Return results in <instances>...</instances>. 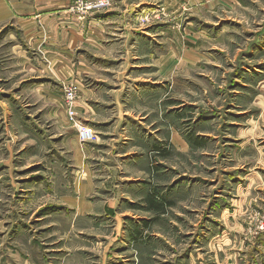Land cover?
<instances>
[{"label": "rangeland", "instance_id": "1", "mask_svg": "<svg viewBox=\"0 0 264 264\" xmlns=\"http://www.w3.org/2000/svg\"><path fill=\"white\" fill-rule=\"evenodd\" d=\"M74 1H70L67 11L84 23L113 2L110 0L106 7L80 15L70 11ZM136 1L142 3L130 11L128 22L131 26L141 27L139 31L143 36L135 44L134 37L128 40L130 58L137 49L141 53L154 50L155 55L159 53L162 57L170 52L177 56L176 63L168 59L162 61V72L163 68L166 71L159 78L161 89L155 92L146 89L142 106L129 109L135 110L133 115L146 114V123L154 120L155 124L135 126L138 133H130L132 136L128 140L116 141L107 135H99L82 118L84 110L77 105L80 87L82 83L95 87L100 97L98 109L102 114L104 108L107 109L105 115H108V107L112 106L108 102L109 96L120 101L119 92L108 91L109 86L115 87L121 80L118 72L114 76L104 72L100 81L87 77H81L80 83L72 77L60 81V136L63 131L73 129L72 133L76 132L64 99V87L73 84L77 90L76 101L72 105L75 121H80L94 133L87 142H80L76 133L75 137L81 146L89 145L98 151L90 161L100 188L90 195L92 211L77 216L74 206L67 202L86 189L74 186L76 171L71 165L70 153L63 152L62 137L60 173L41 170L24 174L9 168L11 158L4 155V145L8 141L1 134L0 264H178L185 249L197 248L191 245L206 224L205 214L210 212H205L203 205H196L190 198L187 201L183 196H179L177 204L170 208L166 200L165 204L160 203L159 211L156 208L152 210L147 196L155 190L160 191L162 197L168 195L170 166L179 171L193 170V173H199L201 166L204 169L209 167V176L198 175L207 179L206 187L208 181L214 179L215 173H211V168L218 159L214 155H201L196 148L181 152L169 143L170 132L177 131L183 140L198 130L211 127L220 134L221 131L228 134L230 129L225 128L230 127L227 122L232 121L233 113L245 118L250 114L254 118L259 117L260 109L254 112L252 103L264 101V0ZM150 25L156 26L154 37L145 30ZM90 62L105 71L129 68L134 63L131 59L123 61V64L120 60L99 63L87 60ZM145 72L144 79H148V69ZM125 80L132 83L131 77ZM117 114L119 110L113 109L110 117ZM200 115L216 116L213 126L194 124L192 120ZM100 127L106 131L113 126L108 122ZM0 130H3V125ZM48 147L49 157L46 159L53 164L52 161L59 158L57 144L49 140ZM126 148L139 152L140 161L145 160L142 178L148 182L138 185L130 180L128 183L120 173L110 174L112 169L103 166L111 164L115 151ZM35 159L39 160L40 154L35 155ZM44 160L43 157L42 164ZM200 163L203 164L200 166ZM128 166L124 164L121 172L134 171L135 168L128 169ZM154 169L157 171L152 172ZM28 176L36 178L25 184ZM210 190L204 188L203 192L209 194ZM113 196L116 206L110 214L104 201ZM187 202L196 206H188ZM228 202L230 199L226 198V208L232 212L236 205L230 206ZM261 206L264 205L254 199L252 204L247 202L242 207L240 216L245 242H255L264 234V207ZM210 257L209 253L203 254V264Z\"/></svg>", "mask_w": 264, "mask_h": 264}, {"label": "crops", "instance_id": "2", "mask_svg": "<svg viewBox=\"0 0 264 264\" xmlns=\"http://www.w3.org/2000/svg\"><path fill=\"white\" fill-rule=\"evenodd\" d=\"M70 1L0 0V126L3 125L0 135L4 134L8 141L4 145V155L11 158L9 168L24 174L41 170H54V173L57 170V174L60 173L62 137L63 152L70 153V162L76 171L74 186L86 189L67 202L74 206L77 216L92 211L90 195L100 188L94 175L96 170L92 169L90 161L98 155V151L89 145L81 146L75 137L76 132L72 133L73 129L61 132L60 136V81L70 77L78 83L81 77L100 81L104 72L113 76L118 72L121 80L115 87L109 86L108 91L119 92L120 101L117 97V101H114V97L109 96L108 102L112 106L108 107V115H105L107 109L104 108L103 114L98 109L99 92L93 86L81 84L77 105L84 110L83 120L92 125L99 135H107L116 141L128 140L129 136L131 139V134L138 133L135 126L155 124L154 120L146 123V114L133 115L135 110L132 112L129 109L142 106L146 89L149 92L161 89L159 78L166 71L163 68L162 72V61L168 59L176 63L177 56L170 52L168 56L162 57L159 53L155 55L154 50L141 53L137 49L130 58L128 40L134 37L135 44L141 41L140 37L143 35L139 31L141 27L131 26L128 16L135 6H140L141 1L112 0L107 9L90 16L85 23L68 13ZM146 27V32L154 37L156 26ZM128 59L134 62L133 66L118 71L114 68L105 71L98 68L96 63H87V60L97 63L120 60L123 64ZM146 60L148 63H144ZM145 69H148V79H144ZM130 77L132 83L125 80ZM252 106L254 112L260 109L259 117L254 118L250 114L245 118L233 113L232 121L227 122L230 127L225 128L230 129L228 134L221 131V135L211 127L198 130L190 138L183 140L177 131L170 132L169 143L181 152L187 153L190 148H196L201 155H214L218 159V163L211 168V173H215L214 179L208 181L207 187V179L198 175L210 174L209 167L204 169L201 166L203 163H200L199 173L187 169L179 171L170 166L167 174L168 195L164 194L166 198L156 190L149 192L147 196L152 210L156 208L159 211L160 203L165 204L166 200L170 208L177 204L179 196H183L187 197V201L190 198L196 205H203L205 212H210L205 214L206 224L201 227L191 245L197 248L185 249L178 264H203L205 253L211 254L206 264H264V234L255 242H245L240 216L242 207L247 202L252 204L257 199L260 205H264V101L256 100ZM113 109L119 110L116 117H110ZM215 117L200 115L192 122L198 126L210 127L213 126ZM108 122L113 127L103 131L100 126ZM154 131L153 127L152 132ZM49 140H54L57 144L56 154L59 158L57 161L53 160V164L46 159L49 157ZM43 143L46 145L44 153ZM1 148L0 145V157ZM37 154H40V159L33 160ZM140 155L137 151L131 152L129 148L118 150L113 153L111 164L103 166L112 169L110 174L120 173L128 183L132 180L141 185V182L144 184L148 181L142 178L145 172L142 164L145 160L140 161ZM124 164H129L128 169L135 168L134 171L121 172ZM51 166L53 167L50 168ZM155 171L157 170H152ZM35 178L28 176L24 183H30L27 181ZM204 188L211 189V193H204ZM226 198L230 199V206L236 205L232 212L226 208ZM104 204L108 206V213L113 214V206H116L114 196L104 201ZM57 205L60 206V202ZM186 205L196 206L188 202Z\"/></svg>", "mask_w": 264, "mask_h": 264}, {"label": "built area", "instance_id": "3", "mask_svg": "<svg viewBox=\"0 0 264 264\" xmlns=\"http://www.w3.org/2000/svg\"><path fill=\"white\" fill-rule=\"evenodd\" d=\"M110 0H76L70 5V11L77 14H85L90 11H97L109 5ZM65 90V103L68 107L69 117L74 121V127L76 134L80 142H87L93 136V131L80 121H75L74 110L72 109L73 103L76 101L77 90L76 87L71 84L64 87ZM262 228V225L260 226Z\"/></svg>", "mask_w": 264, "mask_h": 264}]
</instances>
